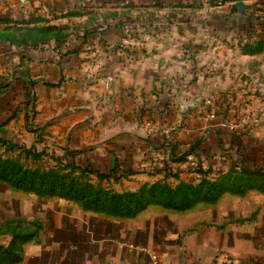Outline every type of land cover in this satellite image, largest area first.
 Returning a JSON list of instances; mask_svg holds the SVG:
<instances>
[{
  "label": "crops",
  "instance_id": "1",
  "mask_svg": "<svg viewBox=\"0 0 264 264\" xmlns=\"http://www.w3.org/2000/svg\"><path fill=\"white\" fill-rule=\"evenodd\" d=\"M242 2L29 0L21 8L0 0V138L96 178L112 174L105 180L118 195L197 184L205 172L215 180L232 164L264 168L263 126L233 110L242 103L252 116L257 106L264 111V83L260 98L250 84L248 92L231 86L246 85L242 67L263 54L246 53L247 42L229 35L245 36L253 6L264 11L255 0L242 24ZM209 38L221 46L212 49ZM236 40L243 45L232 70L223 62V74L212 73ZM199 141L201 157L177 161ZM173 149L178 158L162 164L157 154ZM166 164L177 177H166ZM5 186L24 198L18 214L12 207L0 218V239L8 237L0 250L20 236L12 264H264L257 189L186 211L150 205L127 218Z\"/></svg>",
  "mask_w": 264,
  "mask_h": 264
},
{
  "label": "trees",
  "instance_id": "2",
  "mask_svg": "<svg viewBox=\"0 0 264 264\" xmlns=\"http://www.w3.org/2000/svg\"><path fill=\"white\" fill-rule=\"evenodd\" d=\"M231 1L237 2L242 0ZM231 1L221 0L223 5ZM257 8L256 5L252 10H256ZM249 13L250 16L247 20L249 23H247L244 31L247 32L245 33V36H236L237 33H235V36L232 34L229 35H231L232 39L235 38L239 40V42H247L245 45L246 53L261 54L264 53V23L260 24L258 19H253L255 15L254 12ZM251 22H254L255 25ZM257 24H260V29L257 28ZM24 82L25 81H23V83ZM0 140L2 141L3 139L0 138ZM201 144V141L197 142L177 161H182L191 155L200 156L202 152ZM26 152L31 155L30 152ZM33 156L40 155L34 154ZM170 158L171 160L172 158H178L174 149L170 152ZM7 165L8 161L0 160V182L10 186L13 190L35 193L39 197H61L80 203L86 210H101L110 215L127 218L135 217L150 205H161L165 208L186 211L201 202L214 204L217 202L218 198L226 192L236 195H245L252 189L264 192V168L251 169L244 165L236 164H232L228 171L220 169V166L218 165L219 169L217 171L220 176L215 180L208 179L207 175L209 172H205L202 174L203 179L197 184L182 182L175 188H171L166 183L159 182L151 186H145L136 193H125L123 195L101 190L96 192L92 189L80 191L77 189L75 183H71L73 180L70 181L65 176H61L56 172L54 176H49L48 174H42L39 170L35 172H22ZM64 166V168L80 169L77 166L69 164ZM86 171L94 173L92 170ZM162 171H164L166 177H177V172H174L172 167L168 164L165 165ZM96 173L101 179L116 177L112 174L110 176L100 174L99 172ZM38 175H41L43 178L40 179L41 177ZM44 180H46V182ZM67 181H70L69 185L66 184ZM19 238V235L14 234L9 247L0 250V263H3L4 261L6 264H12L17 259H20V247L18 245Z\"/></svg>",
  "mask_w": 264,
  "mask_h": 264
},
{
  "label": "rangeland",
  "instance_id": "3",
  "mask_svg": "<svg viewBox=\"0 0 264 264\" xmlns=\"http://www.w3.org/2000/svg\"><path fill=\"white\" fill-rule=\"evenodd\" d=\"M242 5L240 6V11H242L249 6L253 4L255 0H243ZM254 7V6H253ZM262 7V6H261ZM244 12V11H243ZM249 12H254L255 15L253 19H258L259 23H264V11L261 8H257L256 10H251L249 9ZM240 14V12H237ZM243 17H247L248 15H244L242 13L241 15V23L243 24L245 22L246 24V19H243ZM255 21V20H254ZM249 23V22H247ZM253 25H255L254 22H251ZM259 24V25H260ZM249 25V24H248ZM258 24L256 25L258 29H260V26ZM264 27V25H263ZM257 39V38H256ZM209 45L212 47V49H215V45L218 44V46H221V43L217 40H213L212 38H209ZM214 44V45H213ZM213 45V46H212ZM243 44L239 43L237 40L232 43V44H227L224 45L226 47V50L229 52V55H225L224 59L220 57H216L214 59L213 65H212V73H216V75L221 76L223 74L224 69L219 66V64H222L223 62L226 63L225 67H227L226 71H231L233 68V64H231V61L235 59V57H238L239 55L237 54L238 51H240V46ZM218 53H216L217 56ZM256 61L252 62L251 64H246L242 67L241 70L245 69V71H241V76L243 80H247L246 85L243 83L242 86H237L233 83H231V86L235 90H239L243 88L242 90L248 92V86L249 84L251 85V89L257 91V97L260 98V90H261V85L264 83V53L261 55H257L255 58ZM224 67V66H223ZM235 67V66H234ZM236 69V68H235ZM248 69V72H246ZM218 73V74H217ZM221 74V75H220ZM233 79L231 78V81ZM245 86V87H244ZM263 96V95H262ZM259 102V101H258ZM261 103H264V101H261ZM261 106H257V111H255L256 116H252L247 107H244L242 103L236 104L235 109V114L241 117L242 120H246V118L251 116L249 120L252 125H259L263 126L264 128V123H261L264 121V111L260 110ZM262 108V107H261ZM250 114V115H249ZM248 120V119H247ZM17 146L13 145L10 141L7 140H0V160H6L8 161V165L10 167H14L15 170H20V171H30V172H35L39 170L42 174L45 175H55L58 173L61 176H65L67 179L71 181V183H75L77 186V189L81 190H88L92 189L94 191H106L113 193V190L119 189L118 185L117 187L113 185L111 182L106 181L105 179H101L99 177H95V175L91 172H87L86 170L83 169H76V168H64L65 166L61 164H53L51 162H48L44 159H42L40 156H30L29 153H27L24 150H18L16 149ZM39 157V158H38ZM11 164V165H10ZM7 165V166H8ZM201 168H199L200 170ZM203 169V168H202ZM53 172V173H51ZM56 172V173H55ZM50 173V174H49ZM42 179L43 177L41 175H38ZM187 178L184 180L186 182H191L195 181V179L191 178L190 175L186 176ZM46 182V180H44ZM67 181L66 184L69 185V182ZM167 183H169L171 186H175L178 183V180L173 179L169 180ZM67 186V185H66ZM12 191H9L5 184L0 182V218H5L6 220L9 218V208H14L18 211L23 207L24 205V198L21 195H16L15 193H11ZM28 201V200H27ZM7 229L5 227L2 229V232H4ZM7 231V230H6ZM1 242L8 241V237H2L0 239ZM85 263V262H84ZM83 263V264H84ZM65 264H72V262L66 261Z\"/></svg>",
  "mask_w": 264,
  "mask_h": 264
},
{
  "label": "built area",
  "instance_id": "4",
  "mask_svg": "<svg viewBox=\"0 0 264 264\" xmlns=\"http://www.w3.org/2000/svg\"><path fill=\"white\" fill-rule=\"evenodd\" d=\"M19 5L21 6V8H26L28 7V2L27 0H18ZM218 6H224L221 2V0H217ZM159 161L163 164V163H167L170 160V153H158L157 154ZM193 156H189V160H192Z\"/></svg>",
  "mask_w": 264,
  "mask_h": 264
},
{
  "label": "water",
  "instance_id": "5",
  "mask_svg": "<svg viewBox=\"0 0 264 264\" xmlns=\"http://www.w3.org/2000/svg\"><path fill=\"white\" fill-rule=\"evenodd\" d=\"M27 2H29V0H27ZM241 5H239V7H240Z\"/></svg>",
  "mask_w": 264,
  "mask_h": 264
}]
</instances>
